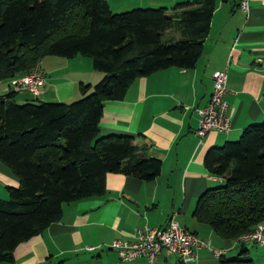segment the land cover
Here are the masks:
<instances>
[{
  "label": "trees",
  "instance_id": "obj_1",
  "mask_svg": "<svg viewBox=\"0 0 264 264\" xmlns=\"http://www.w3.org/2000/svg\"><path fill=\"white\" fill-rule=\"evenodd\" d=\"M192 3L113 12L107 0H0V82L49 55L87 56L104 74L93 86L81 83L82 96L70 102L18 103L20 91L9 85L0 95V161L18 178V186H7L8 199L0 198V263L58 220L63 204L103 192L107 173L152 180L160 172L159 158L139 155L136 136L101 135L99 123L104 101L121 99L137 77L194 66L214 2ZM171 29L178 39L165 36ZM204 164L224 183L199 197L197 220L227 238L264 224V118L210 147ZM243 246L221 264H253Z\"/></svg>",
  "mask_w": 264,
  "mask_h": 264
},
{
  "label": "crops",
  "instance_id": "obj_2",
  "mask_svg": "<svg viewBox=\"0 0 264 264\" xmlns=\"http://www.w3.org/2000/svg\"><path fill=\"white\" fill-rule=\"evenodd\" d=\"M111 11L166 7L194 0H107ZM209 30L202 53L193 67L169 66L133 80L121 99L105 100L100 134H129L141 145L139 155L157 157L161 169L152 180L121 173L105 175V190L63 204L61 216L42 231L19 242L13 260L0 264H149L145 257L122 261L108 247L113 241H129L143 226L162 227L174 215L179 226L195 232L215 248L198 250L192 264H221L246 249L253 264H264V244L242 243L238 238L217 234L198 221L194 210L199 197L224 183L213 175L204 158L212 146L236 140L249 125L264 118V0H250L248 10L239 0H213ZM197 5V4H196ZM187 6V7H188ZM196 7V6H195ZM167 30L168 39H178ZM45 61V62H44ZM227 68V114L232 128L227 133L209 131L199 143L195 130L197 109L205 106L213 87V73ZM46 82L37 96L26 91L14 96L18 103L63 101L82 96L80 84L99 81L103 73L93 69L91 59L49 55L41 60ZM9 81L0 82V95L9 92ZM7 186H18V178L0 161V197H8ZM92 246L93 249L87 247ZM154 264H183L162 252Z\"/></svg>",
  "mask_w": 264,
  "mask_h": 264
},
{
  "label": "built area",
  "instance_id": "obj_3",
  "mask_svg": "<svg viewBox=\"0 0 264 264\" xmlns=\"http://www.w3.org/2000/svg\"><path fill=\"white\" fill-rule=\"evenodd\" d=\"M250 0H239L241 9L247 11ZM46 82L39 60L28 72L11 78L9 86L14 91H27L34 96ZM227 68L213 73V87L205 106L197 109L199 116L195 135L199 143L209 131L227 133L232 128V120L227 114ZM238 241L242 243L264 244V224H257L253 229L242 233ZM122 261H131L145 257L149 264H154L162 252L174 255L183 264H192L198 258L200 248L207 249L213 256L220 257L223 249L215 248L210 241L201 239L195 232L178 225L174 215L169 216L162 227L143 226L136 230L129 241H113L108 245ZM93 249L92 246L87 247Z\"/></svg>",
  "mask_w": 264,
  "mask_h": 264
},
{
  "label": "rangeland",
  "instance_id": "obj_4",
  "mask_svg": "<svg viewBox=\"0 0 264 264\" xmlns=\"http://www.w3.org/2000/svg\"><path fill=\"white\" fill-rule=\"evenodd\" d=\"M173 32H174V29H171V33L170 34H168V35H171V34H173ZM165 36H167V35H165ZM45 62V61H44ZM104 75V74H103ZM98 82V81H97ZM95 83H93V85H94ZM92 85V86H93ZM40 89H41V87L39 88V91H40ZM21 93V95H26L27 93H26V91H20ZM18 94H19V92H18ZM17 94H15V96H16ZM45 101H49V102H54V101H51V100H45ZM70 101H72V100H70ZM70 101H68V102H70ZM239 138V137H238ZM237 138V139H238ZM1 199H8V197H6V198H2V197H0Z\"/></svg>",
  "mask_w": 264,
  "mask_h": 264
}]
</instances>
